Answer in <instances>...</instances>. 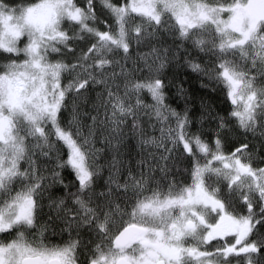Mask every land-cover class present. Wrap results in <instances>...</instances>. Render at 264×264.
Wrapping results in <instances>:
<instances>
[{
	"label": "snow or ice",
	"instance_id": "1",
	"mask_svg": "<svg viewBox=\"0 0 264 264\" xmlns=\"http://www.w3.org/2000/svg\"><path fill=\"white\" fill-rule=\"evenodd\" d=\"M180 70L232 111L194 118ZM230 120L258 145L226 155ZM260 150L264 0H0V264H264Z\"/></svg>",
	"mask_w": 264,
	"mask_h": 264
},
{
	"label": "trees",
	"instance_id": "2",
	"mask_svg": "<svg viewBox=\"0 0 264 264\" xmlns=\"http://www.w3.org/2000/svg\"><path fill=\"white\" fill-rule=\"evenodd\" d=\"M7 3L9 4H18L20 3V0H6ZM97 7H99V2H97ZM168 43H171V39H168ZM81 47H85V45L83 43H80L77 47V53L79 52V48ZM137 51H147V48L145 47H140L139 49L136 48L135 45H133V56H135ZM65 62L67 63H74L75 60L73 59V54H68L65 57ZM181 74H180V79L184 80L183 83V87L188 90V95L192 98L193 102H194V107H195V112L193 113V117H198L200 115V111H201V98L204 99V101L210 105L213 115L215 114H220L223 116H227L229 112L232 111V106L229 103H226L224 100V95L223 93L217 91V92H211L210 90H205L200 88V83L201 80L199 77H197L195 74H191L189 73L187 76L184 75V70H180ZM167 79H171L172 75H173V70H168L167 71ZM64 83L66 84L68 82V79H70V77L68 76L67 73L64 74ZM207 82V81H205ZM98 90V89H97ZM166 93L169 97L167 103H169L173 108H176L178 111L183 109L184 107V101L177 98L176 96V91L175 88L173 87H169L168 89H166ZM92 96H95V93H92ZM145 100L148 103H151L150 97L145 96ZM71 111V97H69V106L68 109L64 112V117H63V122L66 124L67 120L69 119V112ZM236 121L235 120H230L229 122V127L228 129H226L223 133H222V142H223V149L222 151L227 155L230 152H232L234 150V148L238 147L241 143L245 142V139H247L248 142H251L254 145H258L259 143V130L257 131L256 134V139L253 138L252 133L248 132L245 133L244 129L242 128H238L236 127ZM172 124L174 125V121L172 122ZM162 125H160L159 123L157 124V128L155 129V132L153 133V130L149 129V135L154 134L157 138H159L160 136V127ZM166 127V126H165ZM216 123H213L209 120H205L203 122V124H199V123H195L193 124L189 131L190 132H197L198 128H201L202 131L204 132V139H208L209 137H211L213 140L215 139V130H216ZM53 139H55L53 137ZM100 145H97V147H99ZM61 155L63 156L64 159L67 158V148L66 146H64L63 152L61 153ZM260 156H264V150H260L258 153V156L256 157V160L253 164L254 167H264V163H260L259 162V157ZM139 157H137L138 159ZM125 159H127L125 157ZM204 161H201V163H203ZM247 162V161H246ZM51 166V165H49ZM185 167H187V165H180L181 170H183ZM45 175H50V173L45 172ZM64 176L67 179H72L71 174L68 170H64ZM103 177L107 178V171L103 172ZM178 181L181 183V186H185L187 184L191 183V178H190V174L187 177L184 176H178L177 177ZM215 179V178H213ZM49 181H45V183H48ZM99 183H103V180H100ZM219 186V185H216ZM75 189H73L74 191ZM166 190V189H165ZM53 195L55 196H60L63 195V189L57 187L56 189L53 190ZM44 207H43V213H48L49 212V208L47 207L48 205V200L45 198L42 201ZM238 211H240L239 209H237ZM259 209H257L258 211ZM246 212V210H245ZM241 214H244L243 212ZM47 219L46 215H42L41 219H40V223H43V220ZM262 232H264V229L261 230ZM48 238H59L61 239V237L59 235H53L50 231L47 234ZM253 239H256V237H253ZM62 240V239H61ZM64 240H67V236L65 235L63 240L61 241V243L64 242Z\"/></svg>",
	"mask_w": 264,
	"mask_h": 264
},
{
	"label": "flooded vegetation",
	"instance_id": "3",
	"mask_svg": "<svg viewBox=\"0 0 264 264\" xmlns=\"http://www.w3.org/2000/svg\"><path fill=\"white\" fill-rule=\"evenodd\" d=\"M48 241L51 243V244H61V239L59 238H48ZM233 264H235V262H233Z\"/></svg>",
	"mask_w": 264,
	"mask_h": 264
},
{
	"label": "rangeland",
	"instance_id": "4",
	"mask_svg": "<svg viewBox=\"0 0 264 264\" xmlns=\"http://www.w3.org/2000/svg\"><path fill=\"white\" fill-rule=\"evenodd\" d=\"M215 166H220V165H215ZM190 243L188 244L189 247L193 246L194 242L189 241Z\"/></svg>",
	"mask_w": 264,
	"mask_h": 264
}]
</instances>
